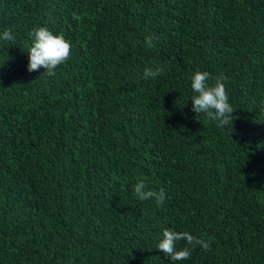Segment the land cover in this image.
<instances>
[{"label": "trees", "instance_id": "16d2710c", "mask_svg": "<svg viewBox=\"0 0 264 264\" xmlns=\"http://www.w3.org/2000/svg\"><path fill=\"white\" fill-rule=\"evenodd\" d=\"M40 26L71 44L55 76L27 71ZM5 28L0 264H172L164 228L212 238L177 264H264V0H0ZM198 70L227 77L233 131L195 119Z\"/></svg>", "mask_w": 264, "mask_h": 264}, {"label": "clouds", "instance_id": "9594fccd", "mask_svg": "<svg viewBox=\"0 0 264 264\" xmlns=\"http://www.w3.org/2000/svg\"><path fill=\"white\" fill-rule=\"evenodd\" d=\"M74 20L79 21L80 17L76 13L72 14ZM28 36L31 39V45L28 48V65L27 71H38L41 67L45 69L44 73L47 76H55L56 68L70 59L71 44L65 39L62 34L54 35L47 27H34L29 31ZM0 39L14 42L15 36L11 29L5 28L0 34ZM158 37L148 35L145 37V44L148 48L155 47ZM165 68L157 66L155 68L146 67L143 72L144 79L156 78L163 75ZM227 77L223 74L213 76L208 71H195L191 77L192 95L189 98L192 104V111L196 114L195 119H198L200 114H204L208 120L218 122V127L231 126L229 132L233 131L234 109L230 103V98L227 94L225 81ZM264 105V100L261 101ZM264 110V109H262ZM147 187L143 180L138 181L133 185V195L140 201L154 199L157 205H162L165 200V191L144 189ZM211 237L205 240L196 237L191 233L184 231L178 232L170 228L162 230V238L156 244V249L161 251L167 259H170L172 264L190 259L192 251L197 247H201L204 251L211 249ZM185 241L186 244L182 248H177V242Z\"/></svg>", "mask_w": 264, "mask_h": 264}]
</instances>
